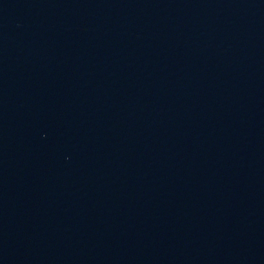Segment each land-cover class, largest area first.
I'll use <instances>...</instances> for the list:
<instances>
[{
	"label": "water",
	"instance_id": "water-1",
	"mask_svg": "<svg viewBox=\"0 0 264 264\" xmlns=\"http://www.w3.org/2000/svg\"><path fill=\"white\" fill-rule=\"evenodd\" d=\"M0 264H264V0H0Z\"/></svg>",
	"mask_w": 264,
	"mask_h": 264
}]
</instances>
